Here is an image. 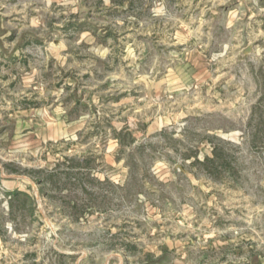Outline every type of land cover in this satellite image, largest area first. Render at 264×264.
Instances as JSON below:
<instances>
[{
    "label": "rangeland",
    "instance_id": "1",
    "mask_svg": "<svg viewBox=\"0 0 264 264\" xmlns=\"http://www.w3.org/2000/svg\"><path fill=\"white\" fill-rule=\"evenodd\" d=\"M0 264H264V0H0Z\"/></svg>",
    "mask_w": 264,
    "mask_h": 264
},
{
    "label": "crops",
    "instance_id": "2",
    "mask_svg": "<svg viewBox=\"0 0 264 264\" xmlns=\"http://www.w3.org/2000/svg\"><path fill=\"white\" fill-rule=\"evenodd\" d=\"M45 115H47V112L40 105L17 110L13 115L15 118L12 123L13 135L11 140L24 147L27 146V143H29L32 144L33 148H35L36 143L37 146L40 147L42 141L52 139L56 136L63 137L65 134H68L67 132H63V129H61L62 126H65L66 124L64 125V123L60 124L54 122L51 118L46 121ZM43 120L47 122V127H49V129L46 128V134L43 131ZM59 125L60 130H57Z\"/></svg>",
    "mask_w": 264,
    "mask_h": 264
},
{
    "label": "water",
    "instance_id": "3",
    "mask_svg": "<svg viewBox=\"0 0 264 264\" xmlns=\"http://www.w3.org/2000/svg\"><path fill=\"white\" fill-rule=\"evenodd\" d=\"M249 51H250V48L247 47V48L245 49V52H249Z\"/></svg>",
    "mask_w": 264,
    "mask_h": 264
}]
</instances>
